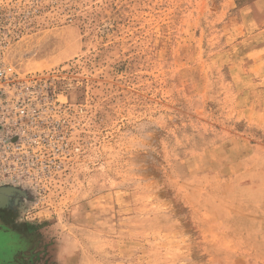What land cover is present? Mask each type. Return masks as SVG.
Segmentation results:
<instances>
[{"label": "rangeland", "instance_id": "rangeland-1", "mask_svg": "<svg viewBox=\"0 0 264 264\" xmlns=\"http://www.w3.org/2000/svg\"><path fill=\"white\" fill-rule=\"evenodd\" d=\"M1 65L53 138L0 264H264V0H0Z\"/></svg>", "mask_w": 264, "mask_h": 264}, {"label": "built area", "instance_id": "built-area-1", "mask_svg": "<svg viewBox=\"0 0 264 264\" xmlns=\"http://www.w3.org/2000/svg\"><path fill=\"white\" fill-rule=\"evenodd\" d=\"M37 93L36 78L0 66V188L34 178L37 160L51 156L53 121Z\"/></svg>", "mask_w": 264, "mask_h": 264}, {"label": "water", "instance_id": "water-1", "mask_svg": "<svg viewBox=\"0 0 264 264\" xmlns=\"http://www.w3.org/2000/svg\"><path fill=\"white\" fill-rule=\"evenodd\" d=\"M16 191V188L5 186L0 188V207H5L9 204L10 195Z\"/></svg>", "mask_w": 264, "mask_h": 264}]
</instances>
